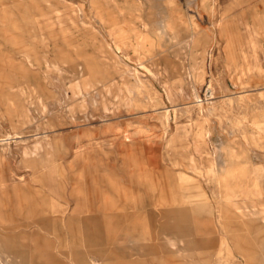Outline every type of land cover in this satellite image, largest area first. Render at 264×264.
Returning a JSON list of instances; mask_svg holds the SVG:
<instances>
[{"label": "rangeland", "instance_id": "rangeland-1", "mask_svg": "<svg viewBox=\"0 0 264 264\" xmlns=\"http://www.w3.org/2000/svg\"><path fill=\"white\" fill-rule=\"evenodd\" d=\"M15 187L61 220L119 198L122 247L157 220L180 240L130 264H226L238 238L264 252V0H0L3 205Z\"/></svg>", "mask_w": 264, "mask_h": 264}, {"label": "crops", "instance_id": "crops-1", "mask_svg": "<svg viewBox=\"0 0 264 264\" xmlns=\"http://www.w3.org/2000/svg\"><path fill=\"white\" fill-rule=\"evenodd\" d=\"M13 192H17L20 199L15 197V199L10 200L7 206L2 204L0 197V224L9 223L8 226L1 227L0 230L13 233L11 239L0 238V256L4 254L6 258H18L24 264H26L27 259H30V264H130L135 252L151 253L156 257H161L163 252H167L173 257V255L176 256L181 252L177 250H182L179 247L180 240L167 241L164 239L165 226L163 221L158 220L155 224L156 231L148 238L150 244L139 243L137 239L126 242V246H119V198L96 202L91 199H75L73 201L75 208H72L71 212L67 213L61 220L57 216L64 209L59 207L60 201L44 198L32 203L30 200L21 197L23 196L21 188L15 187ZM62 200L66 199L62 197ZM63 203H67V201ZM35 205L39 206L37 211L34 210ZM246 205L248 206V203ZM243 207L245 208V201ZM22 208L26 210L28 208L25 216ZM124 209L133 211V203L131 205L126 204ZM241 212L238 211L240 217L257 216L258 214L256 210L249 212L243 210V214H240ZM161 213L159 210L160 218L163 216ZM81 228L86 235L82 240L83 247L79 250L75 247V242L78 239L76 232ZM22 229H33L34 231L26 234L25 231H21ZM130 231L127 228L125 230V232ZM19 237L27 238L33 244H20L18 243ZM45 245L48 248L51 247L54 252L45 251ZM67 245L70 247L72 245V248L67 250ZM245 246H247L246 242L240 238L237 242L227 243L226 264H250L256 258H260L264 264L262 249L258 248L257 253H255L248 251L249 249L245 250ZM123 248L127 250V255L119 256V249ZM241 249L245 251L242 253L239 251ZM30 252L33 253L31 258H29Z\"/></svg>", "mask_w": 264, "mask_h": 264}]
</instances>
